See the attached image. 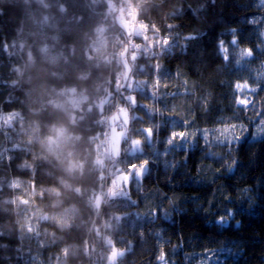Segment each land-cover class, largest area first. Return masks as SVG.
<instances>
[{
  "label": "clouds",
  "instance_id": "clouds-1",
  "mask_svg": "<svg viewBox=\"0 0 264 264\" xmlns=\"http://www.w3.org/2000/svg\"><path fill=\"white\" fill-rule=\"evenodd\" d=\"M262 144L264 0H0V264H247Z\"/></svg>",
  "mask_w": 264,
  "mask_h": 264
},
{
  "label": "trees",
  "instance_id": "trees-1",
  "mask_svg": "<svg viewBox=\"0 0 264 264\" xmlns=\"http://www.w3.org/2000/svg\"><path fill=\"white\" fill-rule=\"evenodd\" d=\"M241 159L242 164L238 171L244 178L240 180L227 179L226 183L229 190L234 193L243 184L253 186L256 198L254 205H250L247 200L242 203L233 202L237 217L243 218L244 221L242 230H237L234 227L220 230L214 222L206 223L207 217L189 211L180 216L179 224L173 231H182L186 237L191 235L199 238L201 244L198 246L200 247L205 244L209 247L215 246L220 241L231 243L233 240H242L248 245L247 264H253L258 260V254L264 252V144L260 145L255 152L247 151L242 147ZM178 184H182V187H177L175 190L185 195L200 193L204 198L207 196L206 191L201 192L191 183L178 181ZM215 207L216 205H213L214 209ZM260 264H264V261H261Z\"/></svg>",
  "mask_w": 264,
  "mask_h": 264
}]
</instances>
